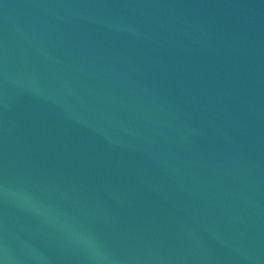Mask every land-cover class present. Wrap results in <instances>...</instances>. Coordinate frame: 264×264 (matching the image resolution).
<instances>
[{"label":"water","instance_id":"95a60500","mask_svg":"<svg viewBox=\"0 0 264 264\" xmlns=\"http://www.w3.org/2000/svg\"><path fill=\"white\" fill-rule=\"evenodd\" d=\"M3 264H264V0H0Z\"/></svg>","mask_w":264,"mask_h":264},{"label":"clouds","instance_id":"9594fccd","mask_svg":"<svg viewBox=\"0 0 264 264\" xmlns=\"http://www.w3.org/2000/svg\"><path fill=\"white\" fill-rule=\"evenodd\" d=\"M0 264H3V261H0Z\"/></svg>","mask_w":264,"mask_h":264}]
</instances>
